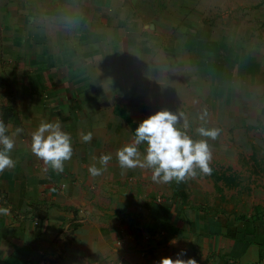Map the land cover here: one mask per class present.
Masks as SVG:
<instances>
[{
	"label": "rangeland",
	"instance_id": "rangeland-1",
	"mask_svg": "<svg viewBox=\"0 0 264 264\" xmlns=\"http://www.w3.org/2000/svg\"><path fill=\"white\" fill-rule=\"evenodd\" d=\"M7 1L0 0L1 37ZM30 2L39 6L40 22L53 26L30 31L40 61L29 72L38 77L18 74L21 61L2 62L0 119L10 134L24 129L14 135V150L24 153L15 161L41 177L43 199L28 202L33 215L60 222L61 250L49 264L84 262L85 247L95 263L137 261L134 253L142 250L160 264L173 248L187 246L167 235L166 216L182 231L203 213L264 218V0ZM23 85L56 89L61 105L21 108ZM160 110L175 113L178 127L187 122L184 130L194 139L203 138L201 126L219 130L209 138L211 173L197 169L180 182L157 183L149 168L120 167L117 150ZM57 120L73 146L62 172L31 151L40 122ZM102 153L112 159L93 176L88 169L99 166Z\"/></svg>",
	"mask_w": 264,
	"mask_h": 264
},
{
	"label": "crops",
	"instance_id": "crops-1",
	"mask_svg": "<svg viewBox=\"0 0 264 264\" xmlns=\"http://www.w3.org/2000/svg\"><path fill=\"white\" fill-rule=\"evenodd\" d=\"M38 7L30 0H20L19 3L10 0L5 4V34L0 36V56L4 60L0 59V76L3 74L2 62L6 61L11 62L12 67L22 62L24 65L18 73L22 77H38L29 72V68L40 61L38 51L32 50L40 43L37 34H30V31L47 29V23L53 26V21L40 22ZM79 20L85 21L84 17H79ZM66 27L60 26L63 29ZM15 74L13 80L17 77ZM55 90L23 85L19 91L20 106L29 111L56 110L61 105L60 101L56 102L61 94ZM23 154L16 149L11 153L15 160ZM36 172V169L31 172L26 164L18 162L15 167L0 172V205L11 207L9 215L0 216V244L6 245V255H0V264H49L48 260L61 250L56 245L61 235L60 222L55 217H36L28 205L31 200L43 199L41 177L38 174L35 176ZM165 218L163 222L171 230L167 235L174 233L175 241L187 240V246L173 248V259L191 258L197 261L196 264H264V218L239 219L229 214L203 213L198 219L193 218L184 231L175 227L171 218ZM181 232L187 236L179 237ZM80 251H84L81 254H85V261L70 264H158L154 253L142 250L134 253L138 256L137 261L123 256L114 263L108 257L104 262H93L90 256L92 250L88 247Z\"/></svg>",
	"mask_w": 264,
	"mask_h": 264
},
{
	"label": "clouds",
	"instance_id": "clouds-1",
	"mask_svg": "<svg viewBox=\"0 0 264 264\" xmlns=\"http://www.w3.org/2000/svg\"><path fill=\"white\" fill-rule=\"evenodd\" d=\"M203 119V117H201ZM178 116L169 110H160L148 116L133 131L130 143L117 150L116 157L122 169L149 168L152 170V180L157 183L180 182L186 177L197 175V169L203 173H211L210 161L212 150L209 138L215 139L219 130L201 126L198 132L202 139H194L184 129L177 126ZM24 131L17 127L10 134L4 120L0 119V172L15 167L16 161L11 155L16 145L13 138ZM91 131L83 135L85 142L91 141ZM146 147L142 152L140 145ZM31 151L48 167L57 172L64 170L65 162L73 156L71 134L65 131L62 123L57 121H41L36 130L31 133ZM96 160V158H93ZM112 159L110 153H102L96 163L90 165L88 171L93 176H99L107 168ZM11 213V207L0 205V216ZM0 255H6V245L0 244ZM195 259H173L164 257L160 264H196Z\"/></svg>",
	"mask_w": 264,
	"mask_h": 264
},
{
	"label": "trees",
	"instance_id": "trees-1",
	"mask_svg": "<svg viewBox=\"0 0 264 264\" xmlns=\"http://www.w3.org/2000/svg\"><path fill=\"white\" fill-rule=\"evenodd\" d=\"M10 109V108H9ZM13 110V108L10 110V111H12Z\"/></svg>",
	"mask_w": 264,
	"mask_h": 264
}]
</instances>
